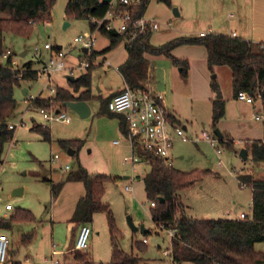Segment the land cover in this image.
<instances>
[{"label":"rangeland","instance_id":"374dc122","mask_svg":"<svg viewBox=\"0 0 264 264\" xmlns=\"http://www.w3.org/2000/svg\"><path fill=\"white\" fill-rule=\"evenodd\" d=\"M67 1L54 0L50 6V19L33 24L29 37L4 33V47L11 50L12 60L18 67L31 62L33 69H40V59L43 60L46 55L44 43L53 47L61 46L66 52V61L71 64L76 61H89V54L83 53L81 46L73 41L78 35L88 36L92 33L88 20L67 18L64 13ZM241 3L247 5L248 0H171L169 7L156 0H150L143 16L159 24V28L151 31L150 36L153 42L157 43L169 33L187 31L188 36H197L200 30H205L208 26L218 31L224 25L225 14L233 12L238 4L243 9ZM174 8L178 10V16L173 14ZM65 22L68 25L65 26ZM93 33L96 41L92 50L101 51L102 49H97L108 39L97 30ZM124 42H119L113 49L105 54H98L91 60L93 98L89 100L91 114L88 117L80 118L73 110L62 107L60 109L69 115L70 122L44 121L36 108L31 107L29 100L41 91L47 94V79L42 73H39L35 80H22L20 87L15 88L14 98L17 105L8 121V124L11 123L15 127L11 140L4 146L0 163V216L3 215L5 204L10 203L13 210L8 213H14L17 208L27 209L34 219L15 221L11 229L3 230L9 240L7 260L3 264H10L14 260L21 261L26 257L34 264H51L43 259L50 257L52 243L58 251L71 247L69 253L63 254L62 257L57 255L56 258H61V264H75L72 248L76 234L70 232L71 228L67 231V223L55 220L56 216L52 215L51 208L56 197L51 195L50 181L57 183L63 180L77 169L78 163L90 173H105L112 177L104 183L102 202L108 204L116 226L123 234L119 242L123 251L137 254L141 258L139 264H192L172 259V239L169 231L159 227L150 217V203L146 199L142 181L150 167L144 163L131 164L123 161V157L129 156L130 151L113 143L123 138L118 129V120L107 117L102 112L106 111L102 100L107 99L110 92L120 89L123 84L120 73L114 69L118 63L117 58L108 66L102 63L103 57L109 58L110 53L121 50ZM35 47L39 48V52H35ZM24 51L25 55L21 56ZM167 62L175 72L174 97L183 112L189 116L187 122L182 119V124L187 125L185 134L189 140L175 139L171 150V166L181 171L210 169L217 173V176L206 177L190 188L178 192L186 215L196 219H241L240 213L250 216L252 190L243 182L241 176L250 174L255 179H264L262 162L254 161L250 152L247 153L246 159L239 156L240 150L244 148L243 142L234 144L233 148H227L218 140L208 143L203 139V132L210 137L215 136L211 124V100L202 97L208 87L202 84L197 70L192 75L193 89L188 88L185 83H182V86L178 79L179 67H174L169 59ZM217 67V71L208 68L209 89L210 82L214 79L225 98L232 90L231 72L226 66ZM154 79L157 84H161L158 74H155ZM190 80L191 77L188 82ZM54 81L58 85L64 82L58 74L54 75ZM23 88L28 90L27 94L22 92ZM245 121L252 123L248 118ZM34 124L43 128H47L43 125L49 126L47 129H50V141L44 140L40 132L31 129ZM62 139L82 140V144L76 151L72 149L74 154H69V150L62 149L58 144V140ZM136 155L142 157L139 152ZM66 165L68 169H65ZM239 181L245 183L246 187L241 188ZM127 184L132 186V191L125 190ZM20 187L22 195L10 197L13 189ZM8 213L6 218L11 215ZM129 217L135 225H142L147 229L148 233L145 235L132 232L128 226ZM87 225L90 228L87 248L80 252L88 254L91 264L108 262L111 246L106 214L95 213ZM136 239H146L143 252H138L132 247ZM255 250L264 251V243L255 244ZM27 251H30V256Z\"/></svg>","mask_w":264,"mask_h":264},{"label":"trees","instance_id":"16d2710c","mask_svg":"<svg viewBox=\"0 0 264 264\" xmlns=\"http://www.w3.org/2000/svg\"><path fill=\"white\" fill-rule=\"evenodd\" d=\"M150 0H138L135 6L117 3L114 8L106 1L101 0H68L64 13L67 18L88 20L90 30H97L108 39V45L101 51L91 50L89 66L73 81L68 80L67 90L56 86L53 97L30 99L31 106L48 107L53 105L64 108L68 101H89L91 94L92 58L98 54H105L119 42H124L127 59L118 66L124 82L130 87H140L146 77L145 54L163 55L174 67L180 68V74L185 79L188 74V62L177 58L172 50L183 44H193L204 47L207 52V67L226 66L231 72V88L233 96L244 91L250 96L260 94L264 107V44L252 42L232 35L209 32L203 36H180L165 43L154 46L149 40L151 31L147 30L126 40V35L106 29V21L96 27L91 18L101 20L108 11H128L133 18L143 16ZM166 6L171 0H156ZM54 0H0V53L4 47V33H12L21 37H29L35 23L50 19V6ZM9 57V63L12 60ZM0 65V163L5 144L11 140L13 129L8 127V121L16 109L14 90L20 87L22 80H35L38 71L32 68L31 62L21 67L13 68L10 64ZM81 89H84L81 91ZM210 89L211 124L215 129L220 119L225 116V100L222 98L219 84L212 79ZM73 93H77L74 95ZM102 100L107 117L118 120V129L122 135L126 133L124 117L108 111L107 101ZM40 132L44 140L50 141V129L34 124L31 128ZM223 133V139L218 141L227 148H233V138ZM264 135L261 140H246L244 148L256 162H264ZM58 144L65 150H77L82 140L62 139ZM143 157L149 159L150 170L143 176L144 191L150 206V217L154 223L167 230H173L172 259L177 262L192 264H264V251L255 250V244L264 243V179H255L250 174L241 176L252 190V213L244 219H196L185 213V206L178 193L190 188L195 183L209 176H217L210 169H193L181 171L164 164L159 158L149 156L139 151ZM112 177L105 173H90L78 163L75 171L70 172L63 180L51 182V195L57 197L65 181H80L84 185L85 193L75 205L70 221L75 225L88 224L95 213H105L111 246L110 259L106 263L98 264H139L141 258L133 252H125L120 246L122 232L117 228L115 219L107 203L102 202L104 183ZM162 198V200H160ZM33 220L34 217L27 209L17 208L9 217L0 216V229H11L12 223L19 220ZM138 252L145 250V243L134 241L132 244ZM71 251V247L69 248ZM72 258L76 264L89 263L88 254L79 250L72 251ZM10 264H21L14 260Z\"/></svg>","mask_w":264,"mask_h":264},{"label":"built area","instance_id":"2783aa9c","mask_svg":"<svg viewBox=\"0 0 264 264\" xmlns=\"http://www.w3.org/2000/svg\"><path fill=\"white\" fill-rule=\"evenodd\" d=\"M108 3L114 8L117 3L133 7L137 2L131 0H110ZM91 21L96 27H98L102 21H106L105 26L107 30H113L119 34L126 35L127 41L147 30L154 31L159 28L157 21L144 18L143 16L133 18L128 11H108L101 20L91 18ZM93 32L88 36L82 34L78 35L74 37L73 41L76 45L81 46V48H86L88 53L93 49L96 41ZM204 34L206 33H200L199 36H203ZM232 36H235V33H232ZM43 49L49 51L50 55L46 61L42 63L38 73H42L46 76V90L49 97L55 95L57 84L54 81V75L68 68L70 75L74 77L73 73L75 71H85L89 66L88 61H76L73 66L67 67L66 52H64L62 48H57V46L53 47L49 43H44ZM34 50L35 52H39L38 47H35ZM11 54V50L5 48L4 51L0 53V65L8 64ZM9 64L13 68L18 67L13 60H11ZM65 81H67L66 78ZM235 98L249 104L260 102L261 107L254 112L252 118L253 120L264 124V107L261 103L260 94L250 96L244 91H239ZM107 109L111 113L122 115L125 120L126 133L123 135V139L127 144L130 155L123 157L124 162H131V164L144 163L150 166L149 159L136 155L137 152L143 151L149 156L159 158L164 164L171 166V150L175 139L181 141L189 140L185 134V129L181 125L175 123L172 113L164 105L161 96L148 87H130L124 83L123 88L108 99ZM36 110L42 116L44 121L48 123L70 122L69 115H67L64 110L62 111L60 108L53 105L48 107H37ZM43 126L49 128L47 125ZM8 127L14 128L15 125L9 123ZM202 137L208 143H214L218 140L216 136L210 137L206 132L202 133ZM117 142L118 141L116 140L115 143ZM52 160H54V157H52ZM262 165L264 166V162H262ZM68 168L69 167L66 165L65 169ZM239 185L241 188L246 187V184L241 181H239ZM125 190L132 191V186L127 184ZM150 206H154V203L151 202ZM10 210H13V206L10 203L5 204L2 217H6ZM245 217L246 214H240L241 219H244ZM159 227L162 228V226ZM168 231L170 237H172L174 231L170 229ZM89 234L90 228L88 225H80L72 249L79 251L85 250L87 248ZM8 243L9 240L6 234L0 229V264L5 263L7 260ZM56 254L57 252L52 250L49 258L44 257V262L49 261L51 264H59L58 260L54 258Z\"/></svg>","mask_w":264,"mask_h":264},{"label":"crops","instance_id":"0c3cea01","mask_svg":"<svg viewBox=\"0 0 264 264\" xmlns=\"http://www.w3.org/2000/svg\"><path fill=\"white\" fill-rule=\"evenodd\" d=\"M241 7L243 9H241L240 4H238L235 7L236 9H234L233 12L225 14V20H223L224 25H222L218 31H214L211 26H208L205 30H200L197 36H199L200 33H209V32H215V33H221V34H227V35H232V33H235V37H239L245 40H250L252 42H260L264 44V0H248V4L246 5L244 3H241ZM180 36H188V32L183 31L180 33H169L167 36L165 35L164 37H162V40L158 41L157 43H154L152 38H150L149 42L152 45L153 44L159 45V44H162L168 41L169 39L180 37ZM107 44H108V41L105 42L104 45H102V47H100L97 50H101L105 48ZM44 51L46 55L43 58V60L40 59L41 65L44 61H46V59L50 55L49 51H46V50ZM24 52L26 53V51ZM172 54L176 56L177 58L187 60L188 65H189L187 78L185 79L180 74V68L178 70L179 77H180L178 79L181 85L183 86L182 83H185V85H188L187 86L188 88L193 89L194 79L192 75L194 71L197 70L198 77L201 79L202 84L208 87L206 88V92L202 97L204 99L211 100L212 96L210 95V92L208 91L210 70L207 67V63H206L207 52L204 49V47L199 46V45H193V44H183V45L175 47L172 50ZM108 56L109 58L103 57L104 60L102 61V63L108 66H111L112 62L116 61V58H117L118 63L117 65H115L114 69L118 71V66L124 63L125 60L127 59V53L125 51L124 45L121 47V50H119L118 52L114 51L110 53ZM144 56H145L147 65H146V77L141 82L142 85L157 92L161 96V99L164 105L172 113L175 123L181 125L182 127L184 126L185 127L184 129L186 131L187 125L182 124V119L183 118L186 119L185 121L187 122V120H189L187 119L189 118V116L187 117V115L183 112L181 105L176 100V97H174V82H175L174 73L175 72H174L173 67H171V65L169 66L167 59H165L166 57H164L163 55L145 54ZM66 63H67V67L73 66L75 64V62L74 63L72 62L71 64L68 61H66ZM213 68L215 69L214 71L218 70L217 66ZM35 70L39 71L40 69H35ZM83 72H84L83 70L82 72H79V73L77 72V74H75L74 72L73 78L79 76ZM57 74L58 76L60 75V77L62 76V79L64 81L63 84L58 85L56 83L57 86L71 91V89L68 86V80L65 81V78L67 79V77L70 76L69 69L66 68L64 71L59 72ZM155 74L159 75L161 79V84H157V82L155 81L154 79ZM190 77H191V80L190 82H188ZM124 83L125 82L123 80V84L121 88L116 91L110 92L108 95V98H110L115 93L119 92L123 88ZM82 90L84 89H81V91ZM99 92H101V90H99ZM73 94L77 95V93H73ZM221 95H222V98L225 100V116L218 121L217 123L218 129L221 132H224L230 135L233 138L235 145L241 142L244 143L246 140L263 139L264 124L259 121L253 120L252 118V115L254 114V112L257 111L261 107L260 102L249 104L244 101L237 100L235 96H233L232 90H231V94L225 98L223 97L222 92H221ZM37 96L41 98H47L49 97V94L48 92L47 94H43V91H41L38 93ZM30 99L32 98L30 97L29 100ZM87 103L90 107L89 101H87ZM90 114H91V108H90ZM246 118L252 121L253 124L249 122L247 123L245 121ZM117 141H118L117 143H115V141H113V143L115 145H122L123 148H128L123 138L122 140H117ZM73 154H74V151H73ZM171 158H172V154H171ZM124 178H128V177L124 176ZM84 193H85V189H84V185L82 182L65 181L62 185V188L59 194L57 195L54 201L55 203L53 202L54 203L53 208H51L52 215H54V217L56 216L55 220L66 222L67 231H69V229L71 228L70 232L71 233L75 232L76 236L78 234L80 225H75L73 222L70 221V218L72 216V213L74 211V208H75V205L78 199L82 197ZM8 214H11V212ZM136 233H139V231H137ZM147 233H148V230L144 234L146 235ZM136 241L138 240L136 239ZM142 242L146 243V239H143ZM52 250L57 252L54 258L58 260L59 264H61L60 263L61 258H56V256L60 255L62 257L63 254L70 252V250L67 248L64 251L55 250L53 243L51 245V250L49 251L50 254ZM27 253L30 256V251H27ZM20 263L21 264H34L33 261L29 257L22 259ZM74 263L76 264V262Z\"/></svg>","mask_w":264,"mask_h":264},{"label":"water","instance_id":"95a60500","mask_svg":"<svg viewBox=\"0 0 264 264\" xmlns=\"http://www.w3.org/2000/svg\"><path fill=\"white\" fill-rule=\"evenodd\" d=\"M103 1L109 2L110 0H103ZM173 14L176 15V16H178V14H179L178 13V10L174 8L173 9ZM66 25H68L67 22H65V26ZM57 47L60 48V46H57ZM81 51L83 53H85V54L87 53V49L86 48H81ZM24 53H21L20 55L23 56ZM67 80L73 81L74 78H73V76L70 75V76L67 77ZM22 92L24 94H26L27 93V90L25 88H23L22 89ZM64 106L67 107V108H69V109H71V110H73L74 112H76L79 115L80 118L88 117L89 114H90V107H89L87 101H83V100H79V101H68V102H65L64 103ZM183 128H185V127L183 126ZM213 133H214V135L218 139H223V133L218 128H215L213 130ZM69 154H73V150H70L69 151ZM239 156L241 158H243V159H246L247 158V151H246L245 148H242L240 150ZM15 195H22V188L21 187L20 188L13 189V191L11 192L10 197L15 196ZM160 200H162V198H160ZM128 226H129V228H130V230L132 232L139 231L140 234H144L147 231V229H145L142 225H139V226L135 225L132 222V220L130 219V217L128 218Z\"/></svg>","mask_w":264,"mask_h":264}]
</instances>
